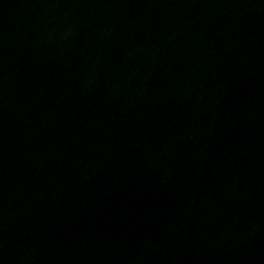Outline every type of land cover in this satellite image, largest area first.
Wrapping results in <instances>:
<instances>
[{
    "label": "water",
    "instance_id": "obj_1",
    "mask_svg": "<svg viewBox=\"0 0 264 264\" xmlns=\"http://www.w3.org/2000/svg\"><path fill=\"white\" fill-rule=\"evenodd\" d=\"M0 264H264V0H0Z\"/></svg>",
    "mask_w": 264,
    "mask_h": 264
}]
</instances>
